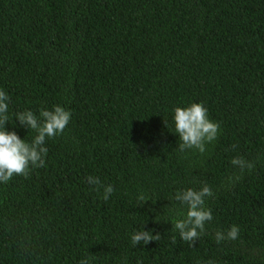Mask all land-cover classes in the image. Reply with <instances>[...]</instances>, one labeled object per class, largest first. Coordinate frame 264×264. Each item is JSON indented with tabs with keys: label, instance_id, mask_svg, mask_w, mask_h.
Masks as SVG:
<instances>
[{
	"label": "trees",
	"instance_id": "trees-1",
	"mask_svg": "<svg viewBox=\"0 0 264 264\" xmlns=\"http://www.w3.org/2000/svg\"><path fill=\"white\" fill-rule=\"evenodd\" d=\"M0 90L10 122L71 113L44 167L0 183V264H264V0H0ZM192 103L220 126L203 154L178 148ZM204 184L213 219L190 247L175 195ZM142 230L161 239L133 246Z\"/></svg>",
	"mask_w": 264,
	"mask_h": 264
},
{
	"label": "clouds",
	"instance_id": "clouds-1",
	"mask_svg": "<svg viewBox=\"0 0 264 264\" xmlns=\"http://www.w3.org/2000/svg\"><path fill=\"white\" fill-rule=\"evenodd\" d=\"M9 96L0 90V183H7L14 175L27 178L31 168H40L45 165V157L48 149L45 146L46 140L60 135L64 132L71 119V113L60 105H55L52 110L42 109L39 116L31 110L16 113L10 122ZM19 121V126L33 130L36 135L31 142L21 139L16 131H7L6 124ZM175 133L179 136V151L196 150L203 154L206 145L215 141L219 124L210 120L208 109L202 103H192L187 107H176L173 115ZM166 123V122H165ZM15 127V124H14ZM235 146H233L234 148ZM231 164L240 169L252 170L254 162H249L241 157H234ZM87 183L99 190L100 180L97 177H87ZM114 189L111 185L104 187L103 199L107 201ZM213 196L212 189L204 184L199 190L188 188L179 191L175 200L181 208H186L183 218L177 219L172 230L178 232L182 241L194 247L195 242L205 234V225L212 221L211 210L205 207L206 199ZM147 195L141 193L137 197L139 207L148 202ZM239 236L238 226H232L226 233L217 231L215 239L217 243L225 240H235ZM161 235L152 231H137L131 235L133 246L147 245L151 241H159ZM172 243H176V237H172ZM79 264H89L87 258L79 261Z\"/></svg>",
	"mask_w": 264,
	"mask_h": 264
}]
</instances>
